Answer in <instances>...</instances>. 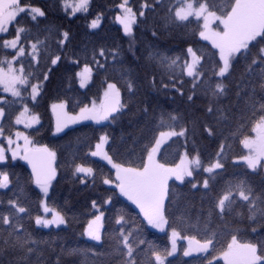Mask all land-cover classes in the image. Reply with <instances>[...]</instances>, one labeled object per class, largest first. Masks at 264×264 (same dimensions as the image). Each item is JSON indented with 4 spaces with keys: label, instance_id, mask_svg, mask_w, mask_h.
Listing matches in <instances>:
<instances>
[{
    "label": "trees",
    "instance_id": "16d2710c",
    "mask_svg": "<svg viewBox=\"0 0 264 264\" xmlns=\"http://www.w3.org/2000/svg\"><path fill=\"white\" fill-rule=\"evenodd\" d=\"M21 2L40 7L46 12V16L39 17L37 21H32L30 16L24 14L18 17V20H20L19 26L28 27L31 30L30 39L33 42L38 38L47 44V51L42 54L37 71L42 73L51 68L49 79L44 82L42 96L38 97L35 103H29L32 111L39 114L40 123L25 129V132L35 143L47 144L58 154L56 165L58 175L49 190L47 201L49 206L62 209L68 219L67 225L56 229H44L37 226L34 217L41 211L39 207L41 192L32 182L31 174L22 160H9V167L6 170L11 174L13 184H10L8 189H0V201H3V204H0V211L7 212V200L14 198V192L17 193L21 206L27 208L30 213V215L18 214L23 224L20 235H24L26 230L34 239L41 241L38 245H33L37 251L27 256L26 264H57V261L59 264H121L122 257L113 251L114 241L109 239L113 230L118 231V226L114 224V215L119 210H125L135 220L136 226L140 227L139 239H144L161 249L170 248L167 232L159 233L150 229L139 210L121 197L115 186L102 183L105 177L115 179V170L107 163L90 155L98 137L107 133L111 144L109 153L117 162L133 160L139 163L141 144L150 139L154 133L163 130L157 128L161 113H171L181 118L180 126L188 128L187 150L190 154L198 151L205 167L210 161L216 159L220 144H225L221 159V163L224 164L223 169L215 170L214 174L198 169L194 172V179L186 178L184 183L174 179L169 181L172 190L170 194L172 203L169 204L170 221L178 222L183 216L195 223L199 217L201 234L205 227L218 233L216 250L210 249V255L198 254L184 257L181 244L179 253L168 258L171 264H207V260L212 259L213 256L216 257L222 249L226 248L233 234L238 235L241 242L264 240V219L257 215L255 222L250 220L246 202L237 199L232 211L223 219L216 215L218 209L213 211L214 198L221 195L229 184L234 185L241 179H246L256 193L264 191V169L253 173L244 163L235 160L245 154V149L233 134L237 131L239 118L242 115H248L246 99L251 90L250 82H258L257 76L249 75L247 72V64L251 57L246 59L241 56L235 62L231 76L224 81L228 85V90L227 94L221 97L219 107L223 110L225 119L218 120L219 112L214 111L211 115L207 113L209 100L201 89L197 90L191 101L187 99V96L192 94L191 78L182 77L185 81L184 95H180L171 89L169 74L156 61L149 59L150 53L157 52L173 58L180 57L183 61L187 58L185 53L190 45L207 53L208 56H211L214 51L210 42L203 41L199 37L196 23L178 25L166 22L165 6L175 7L179 0H163L165 6L157 5L155 11L146 10V18L139 19L138 24L134 26L132 36H126L122 26L115 21V16L119 12L116 5L121 0H91L88 13L80 12L75 16H70L64 11L62 0H21ZM143 2L145 0H130V5L138 12ZM147 2L151 4L153 0H147ZM208 2L216 5L217 7L213 10H217L228 0H208ZM97 14H103V19L100 27L92 29L88 25ZM190 19L194 20V18ZM16 26L15 22L11 24L9 31ZM64 31L69 33V38L62 46L58 44V40L63 39ZM153 32L156 33L155 36ZM0 37L4 39L10 36L2 34ZM101 48L106 49L108 53L119 52L115 60L111 54L107 55V72H97L92 61L93 52L98 53ZM255 52L256 48H253L252 54L254 55ZM9 53L14 54V50L0 51V55ZM56 54H60L62 59L57 65L52 66L50 57ZM97 59H101V63L104 62L99 56ZM73 61H79V65H75ZM85 63L93 67V80L88 86L81 88L75 73ZM205 67L210 68L211 63L205 62ZM254 67L258 72L259 65ZM105 76L121 87L122 96L128 103L124 113L115 122L82 123L73 126V131H69L67 135L54 134L51 104L67 100V110L77 112L79 110L77 102H81L80 106H82L102 95L106 87L103 83ZM153 78L156 81L155 85H153ZM126 80L133 81L135 85L131 96L125 87ZM163 84L169 85L168 90L163 88ZM237 92L240 93L239 96ZM0 95L11 98L1 89ZM259 96L260 93L257 90V98ZM145 108L148 109L147 113L144 112ZM18 111L19 108L14 110L3 122L6 129L5 135L9 134V129L13 133L17 129L16 125L14 127L12 125ZM205 124L213 127L214 135L209 136L205 132ZM134 138L137 140L135 145ZM132 147H135L136 151L130 157L128 151ZM184 151L185 138H172L165 146H162L158 159H161L162 163H179L180 155ZM74 158L76 163L92 167L95 170V179L89 177L85 183H81L80 177L83 174H74L72 163ZM206 178L209 179V190H204L202 187ZM191 183L197 184L198 187L193 189ZM109 196L112 197L111 204L102 207L106 213L105 229L102 230L104 238L94 242L83 234L87 221L92 218L91 214L94 211L91 201L97 200L103 205V200ZM210 211L211 217H209ZM205 221H207L206 224ZM253 228L256 229L255 232L252 231ZM167 229L170 228L167 227ZM182 234H195V232ZM6 237V231L0 233V248L4 249L0 253V264H24L20 258L26 253L19 248L5 245ZM71 249L85 250L87 254L71 253ZM136 257L139 264H149L151 257L148 253V243L140 245ZM212 264L224 263L215 260Z\"/></svg>",
    "mask_w": 264,
    "mask_h": 264
},
{
    "label": "snow or ice",
    "instance_id": "6c2138e0",
    "mask_svg": "<svg viewBox=\"0 0 264 264\" xmlns=\"http://www.w3.org/2000/svg\"><path fill=\"white\" fill-rule=\"evenodd\" d=\"M90 3L91 0H62L64 11L70 16H75L80 12L88 13ZM157 5L165 6L163 0H153L151 4L145 0L140 4V10L137 12L130 5V0H121L116 5L119 12L115 16V21L122 26L126 36H132L134 26L138 24L139 19L146 18V10L155 11ZM165 7L167 9L166 22L178 25L196 23L199 37L203 41L210 42L214 51L211 56H208L207 53L190 45L185 53L187 58L183 61L180 57L173 58L157 52L150 53L149 59L156 61L169 74L171 89L180 95H184L185 81L182 77L191 78L190 91L192 94L188 95L187 99L191 101L197 90L201 89L209 100L207 113L211 115L214 111L219 112L218 120L225 119L223 110L219 107L221 97L225 96L228 90V85L224 81L231 76L234 64L241 56L246 59L251 57L247 64V72L249 75L257 76L258 82H250L251 90L246 99L248 115H242L239 118L240 123L233 135L243 145V148L247 149V154L237 159L243 161L247 169L252 170L253 173L264 169V0H228L217 10H213L217 6L210 4L208 0H179L177 6ZM22 14L30 16L32 21L46 16L42 8L24 4L21 0H0V34L11 36L10 39L0 37V51L14 50V54L0 55V89L3 93L10 94L11 97L9 99L7 96L0 95V189H8L9 185L13 184L11 174L6 170L9 167V160L15 161L19 158L27 161L31 166L32 182L44 197L39 202L44 215H36L35 224L44 227L67 225L68 219L64 211L50 207L47 201L49 190L58 175L57 152L47 144L35 143L19 130L13 133L9 129V134L5 136L6 129L3 122L17 108L19 111L15 115L13 127L24 124L26 128H31L40 123L39 114L32 111L29 103H35L38 97L42 96L44 82L49 79L51 71V68L42 73L37 71L41 56L47 51V44L38 38L33 42L30 39L31 30L28 27L19 26L18 17ZM102 19L103 14H97L88 26L96 29L100 27ZM14 22L17 26L9 31V25ZM155 35L156 33L153 32V36ZM62 36L63 39L58 40V44L63 46L69 38V33L64 31ZM253 48H256L254 55L252 54ZM108 54H111L115 60L119 52L108 53L104 48H101L98 53L93 52L92 61L97 72H107ZM97 56L104 62L101 63V59H97ZM216 57L218 59H213ZM61 59L60 54L51 56L50 64L55 66ZM205 62H210L211 67L206 68ZM73 63L79 65V61H73ZM256 65H259L258 72L254 67ZM75 77L79 79L80 87L85 88L93 80V67L85 63L83 68L75 73ZM103 83L106 87L102 95L82 106H80L81 102H77L78 112L73 113L67 110V100L51 104L55 117L54 134L67 135L69 131H73L72 126L83 121H94L97 124L102 121L115 122L124 113L128 108V103L122 96L121 87L109 81L107 76ZM155 83V78H153V85ZM162 86L166 90L169 88L168 84ZM125 87L131 96L134 92V82L126 80ZM257 90L260 93L259 98H257ZM239 95L240 93L237 92V96ZM147 111L148 109L145 108L144 112L147 113ZM180 119L179 116L171 113H161L157 128L163 130L154 133L150 139L141 144L139 163L133 160L117 162L109 153L111 144L107 133L98 137L94 146L95 150L90 151L92 157H100L115 170V179L105 177L102 180L103 184H114L119 194L139 209V213L148 225L160 231H164L165 227L170 228L171 246L161 249L144 239H139L141 229L136 226L135 220L125 210L116 212L114 224L118 226V231L113 230L109 239L114 241L113 251L122 257L121 264H139L136 253L140 245L146 243H148V253L151 257L149 264L153 261L154 264H171L168 258L177 253L178 239L187 241V246L182 253L184 257H190L194 253L210 255V249L216 250L218 233L205 227L201 234L199 217L195 223L183 216L178 222L170 221L169 204L172 203L170 198L172 190L169 181L174 179L184 183L186 178L194 179V172L198 169L209 174H214L217 169H223L224 164L221 163V159L225 144H220L216 159L210 161L205 167L198 151L190 154L187 150L188 128L180 126ZM204 130L209 136L215 134L210 125L205 124ZM180 137L185 138V151L180 155L179 163H162L161 159L157 158L162 152V146H165L172 138L179 139ZM21 140L23 143L20 142ZM136 143L137 140L134 138L133 144ZM105 146L108 148L106 149ZM135 151V147L130 148L128 155L131 157ZM72 163L74 174H83L80 177L81 183H85L89 177L95 179V170L92 167L76 163L75 158ZM191 187L196 189L198 186L191 183ZM202 187L204 190H209V179H204ZM13 196L14 198L7 200V212L0 211V233L7 232V237L4 239L5 245L19 248L26 253L20 258L26 264L27 256L37 251L33 245H38L41 241L34 239L26 230L24 235H20L23 224L18 214L30 215V213L27 208L21 206L17 193L14 192ZM237 199L246 202L250 220L255 222L257 215L264 219V191L256 193L246 179H241L234 185L229 184L221 195L215 197L213 211L218 209L216 215L223 219L227 213L232 211ZM111 202V196L103 200V205L97 200L91 201L94 211L91 214L92 218L87 221L83 234L93 241H101L104 238L102 230L105 229L106 213L102 207L110 205ZM0 204H3V201H0ZM49 214L51 218H48ZM211 215L210 211L209 217ZM177 224L179 226H176ZM252 231L255 232L256 229L253 228ZM193 232L195 234H182ZM3 251L4 249L0 248V253ZM70 252L87 254L81 249H71ZM220 254L226 264H264V240L241 242L238 235L233 234ZM214 259L213 256L212 259L207 260V264H212Z\"/></svg>",
    "mask_w": 264,
    "mask_h": 264
},
{
    "label": "rangeland",
    "instance_id": "374dc122",
    "mask_svg": "<svg viewBox=\"0 0 264 264\" xmlns=\"http://www.w3.org/2000/svg\"><path fill=\"white\" fill-rule=\"evenodd\" d=\"M201 23H202V21H201ZM10 26V25H9ZM0 35H2V34H0ZM11 38V36L10 37H6V38H4V39H10ZM83 68V66H81V67H79V69H78V71L77 72H79L81 69ZM78 83H79V79H78ZM80 85V84H79ZM2 90V89H1ZM3 92V91H2ZM4 94H6V93H4ZM6 95H9L10 96V94H6ZM54 103H56V102H54ZM79 111V110H78ZM77 111V112H78ZM51 113H52V110H51ZM52 121H53V132H54V128H55V117H54V115H53V113H52ZM93 123V124H97L96 122H94V121H83V122H81L80 124H82V123ZM37 124H35V125H33L32 127H34V126H36ZM77 125H79V124H77ZM17 126V129L15 130V131H17V130H19V131H21V132H24L26 135H27V133L25 132V129H29V128H26L25 127V125L24 124H20V125H16ZM74 126H76V125H74ZM31 127V128H32ZM73 127V126H72ZM14 131V132H15ZM103 135V134H102ZM5 136H7V135H5ZM21 143H23V141L21 140L20 141ZM4 143L6 144V140L4 141ZM95 144H96V142H95ZM95 144H94V146H95ZM94 146H93V149L92 150H95V148H94ZM106 147V146H105ZM91 150V151H92ZM245 154H247V149H245ZM244 154V155H245ZM8 155H9V157L11 156V153L9 152L8 153ZM92 157V156H91ZM93 158H95V159H99V160H101V161H103L100 157H93ZM158 158V157H157ZM17 160H20L19 158H17ZM237 162H242V163H244L243 161H240V160H238L237 158L235 159ZM16 161V160H15ZM103 162H105V163H107L106 161H103ZM109 165V164H108ZM111 166V165H110ZM111 186H115L114 184H112ZM118 190V189H117ZM40 191V190H39ZM119 192V191H118ZM121 197H123L127 202H129L132 206H134L136 209H138L134 204H132V202L131 201H128L127 200V198L126 197H124V196H122V195H120ZM42 199H44V197H43V195H42V193H41V200ZM50 207H52V206H50ZM40 214L39 215H44V213H43V209L42 208H40ZM139 210V209H138ZM142 216V215H141ZM143 217V216H142ZM48 218H51V216H50V214L48 215ZM144 219V218H143ZM35 221V220H34ZM146 222V221H145ZM147 223V222H146ZM148 225V224H147ZM62 226H64V225H60V226H56V225H49L48 227H44V226H39V227H41V228H44V229H50V228H59V227H62ZM87 226V225H86ZM149 226V228L150 229H152V230H154V231H156V232H159V233H168V237H169V234H170V229H167V227H165V229H164V231H160L159 229H156V228H153L152 226H150V225H148ZM85 237L87 238V239H90L89 237H87L86 235H85ZM91 240V239H90ZM93 241V240H92ZM94 242H98V241H94ZM169 242H170V240H169ZM182 244V246H183V249L187 246V241L186 240H182V239H178V241H177V248H178V251H177V253L175 254V255H177L178 253H179V251H180V245ZM170 246H171V244H170ZM183 249H182V253H183ZM201 254H203V253H201ZM174 255V256H175ZM183 255V254H182ZM194 255H198V254H193L192 256H194ZM173 257V256H172ZM170 258V257H169ZM215 260H220V261H222L224 264H226V262L224 261V259H223V257H222V255L221 254H218L216 257H215V259L214 260H212V261H215Z\"/></svg>",
    "mask_w": 264,
    "mask_h": 264
},
{
    "label": "water",
    "instance_id": "95a60500",
    "mask_svg": "<svg viewBox=\"0 0 264 264\" xmlns=\"http://www.w3.org/2000/svg\"><path fill=\"white\" fill-rule=\"evenodd\" d=\"M22 163L26 166V168L29 170L31 174V166L27 163V161L22 160Z\"/></svg>",
    "mask_w": 264,
    "mask_h": 264
}]
</instances>
